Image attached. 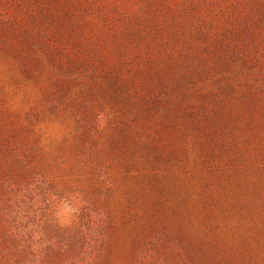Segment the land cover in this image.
Returning <instances> with one entry per match:
<instances>
[{
  "label": "rangeland",
  "instance_id": "rangeland-1",
  "mask_svg": "<svg viewBox=\"0 0 264 264\" xmlns=\"http://www.w3.org/2000/svg\"><path fill=\"white\" fill-rule=\"evenodd\" d=\"M0 264H264V0H0Z\"/></svg>",
  "mask_w": 264,
  "mask_h": 264
}]
</instances>
